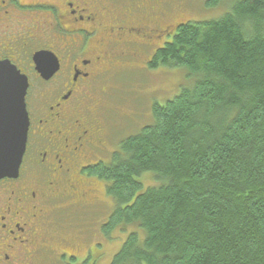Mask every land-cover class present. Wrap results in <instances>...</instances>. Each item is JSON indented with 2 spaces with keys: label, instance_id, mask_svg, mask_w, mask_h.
I'll return each mask as SVG.
<instances>
[{
  "label": "trees",
  "instance_id": "16d2710c",
  "mask_svg": "<svg viewBox=\"0 0 264 264\" xmlns=\"http://www.w3.org/2000/svg\"><path fill=\"white\" fill-rule=\"evenodd\" d=\"M205 1L225 13L182 9L173 38L132 64L185 69L193 85L87 170L113 205L99 235L81 237L101 239L91 257L130 230L110 264H264V0Z\"/></svg>",
  "mask_w": 264,
  "mask_h": 264
},
{
  "label": "flooded vegetation",
  "instance_id": "af4514ba",
  "mask_svg": "<svg viewBox=\"0 0 264 264\" xmlns=\"http://www.w3.org/2000/svg\"><path fill=\"white\" fill-rule=\"evenodd\" d=\"M193 4L0 0V61L10 62L29 81V131L19 176L0 180V264H20L25 257L35 262L53 251L51 215L57 211L51 208L59 202L66 203L64 209L76 205L73 201L93 203L88 200L97 197L96 182L87 170L100 162L95 159L102 153L94 150L109 151L97 118L101 88L148 46L155 54L159 43L170 41L181 25L174 17ZM41 52L52 57L46 76L35 62ZM94 242L95 236L88 245ZM78 257L57 260L75 264Z\"/></svg>",
  "mask_w": 264,
  "mask_h": 264
},
{
  "label": "rangeland",
  "instance_id": "374dc122",
  "mask_svg": "<svg viewBox=\"0 0 264 264\" xmlns=\"http://www.w3.org/2000/svg\"><path fill=\"white\" fill-rule=\"evenodd\" d=\"M192 14L187 16V19L199 20L201 18H218L222 16V10L214 8L211 11L205 6V0H193ZM231 3V0H229ZM225 6L220 8L224 9ZM133 62L126 64L125 70L110 76L107 79V87L101 88L105 91L101 93L99 98L100 108L97 111L101 126V136L108 139V152L104 153L100 150H94V153L99 155L95 161L103 160L108 163L111 159L110 155L119 149V142L127 135L136 134L142 127L151 124L152 105L157 102L163 105L167 100L177 95L181 89L188 88L193 85L189 81L188 72L185 69L175 68H160L158 71L150 72L149 75H144L137 65L136 70ZM132 65V66H131ZM114 71V70H113ZM117 71V69H116ZM100 115V116H99ZM92 161V163H95ZM154 181L155 179L152 178ZM146 184H151L150 177H144ZM144 185L146 189L149 185ZM94 194L97 196L94 199H89L92 204H82L80 201H73L76 205L64 209L65 202H59L55 207L51 208V222L54 235L51 239L52 250H47L48 253L41 257V260L30 262L23 258L20 264H62L67 257L73 255L79 256L75 264H82L84 261L87 248H90L88 242L89 235H99L98 230L106 223L110 213L113 210L112 202L105 193V184L97 182L94 189ZM98 201V202H97ZM95 204V205H94ZM58 221V225L56 224ZM139 229V228H138ZM143 234V231L138 230ZM130 230L122 231L120 235H114L115 239H110L109 243H105L102 247V252L96 251V256L90 257L88 264H110L115 254L119 252L122 245L126 241ZM97 234V235H96ZM113 237V236H112ZM48 238V237H47ZM99 241V237L95 238V242ZM67 242L73 243L68 245ZM80 245V247H74ZM54 252V253H53ZM69 253L72 255H63ZM62 255L61 261L57 257ZM22 258V257H21Z\"/></svg>",
  "mask_w": 264,
  "mask_h": 264
},
{
  "label": "water",
  "instance_id": "95a60500",
  "mask_svg": "<svg viewBox=\"0 0 264 264\" xmlns=\"http://www.w3.org/2000/svg\"><path fill=\"white\" fill-rule=\"evenodd\" d=\"M52 57L41 52L35 56L39 72L46 76ZM0 180L17 178L26 151L29 116L26 95L27 76L8 61H0Z\"/></svg>",
  "mask_w": 264,
  "mask_h": 264
},
{
  "label": "bare ground",
  "instance_id": "6f19581e",
  "mask_svg": "<svg viewBox=\"0 0 264 264\" xmlns=\"http://www.w3.org/2000/svg\"><path fill=\"white\" fill-rule=\"evenodd\" d=\"M235 198V197H234ZM146 264V263H145Z\"/></svg>",
  "mask_w": 264,
  "mask_h": 264
},
{
  "label": "snow or ice",
  "instance_id": "6c2138e0",
  "mask_svg": "<svg viewBox=\"0 0 264 264\" xmlns=\"http://www.w3.org/2000/svg\"><path fill=\"white\" fill-rule=\"evenodd\" d=\"M0 71H2V70H0Z\"/></svg>",
  "mask_w": 264,
  "mask_h": 264
}]
</instances>
